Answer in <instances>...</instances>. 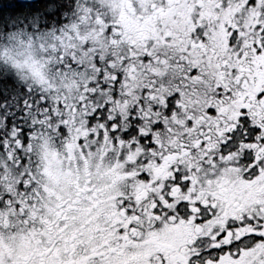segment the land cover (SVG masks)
Wrapping results in <instances>:
<instances>
[{"label": "snow or ice", "instance_id": "obj_1", "mask_svg": "<svg viewBox=\"0 0 264 264\" xmlns=\"http://www.w3.org/2000/svg\"><path fill=\"white\" fill-rule=\"evenodd\" d=\"M0 264H264V0H0Z\"/></svg>", "mask_w": 264, "mask_h": 264}]
</instances>
